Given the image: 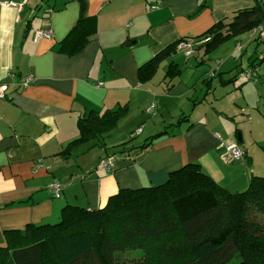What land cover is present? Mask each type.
Segmentation results:
<instances>
[{"label":"crops","instance_id":"0c3cea01","mask_svg":"<svg viewBox=\"0 0 264 264\" xmlns=\"http://www.w3.org/2000/svg\"><path fill=\"white\" fill-rule=\"evenodd\" d=\"M2 1L8 0H0V83L8 85V95L0 98V243L4 229L56 222L65 204L101 207L119 188L159 184L188 162H198L230 191L244 190L250 174L264 175V57L258 66L247 64L256 78L240 76L248 80L244 86L228 84L235 77L219 70L218 57L216 68L199 74L210 60L204 58L211 52H204V42L189 54L177 47L151 79L137 78V68L166 44L193 38L254 0H83V15L95 17L96 30L75 54L59 45L79 17L78 0ZM45 28L51 36L35 40L34 32ZM236 44L221 48L225 58L243 49ZM180 50L184 56L178 59ZM190 59L202 64L196 67ZM170 62L180 70L173 78L165 77ZM26 74L35 80L17 87ZM250 89L254 104L246 98ZM122 104L128 106L125 115L101 139L59 154L78 136L80 116ZM183 115L149 147H138ZM231 139L243 160L222 155ZM106 156L114 159L112 169L100 165ZM54 179L61 185L58 197L50 186Z\"/></svg>","mask_w":264,"mask_h":264},{"label":"trees","instance_id":"16d2710c","mask_svg":"<svg viewBox=\"0 0 264 264\" xmlns=\"http://www.w3.org/2000/svg\"><path fill=\"white\" fill-rule=\"evenodd\" d=\"M78 1L79 17L59 45L68 54L79 52L96 30L95 17L84 16V2ZM259 24H264V0L233 11L193 38L166 44L137 68L138 81L151 79L159 63L174 54L182 41L209 37L203 46L208 53ZM179 71L170 62L165 77L173 78ZM127 108L122 104L91 109L80 116L78 136L59 154L68 155L78 143L101 139ZM184 119L178 117L138 147H149L169 132L167 127ZM2 233L0 264H264V175L250 174L244 190L230 191L198 162H188L159 184L119 188L101 207L65 204L56 222H29L22 229ZM128 250H140L142 255L127 261L123 253ZM234 257L237 261H232Z\"/></svg>","mask_w":264,"mask_h":264},{"label":"rangeland","instance_id":"374dc122","mask_svg":"<svg viewBox=\"0 0 264 264\" xmlns=\"http://www.w3.org/2000/svg\"><path fill=\"white\" fill-rule=\"evenodd\" d=\"M249 39H251V41H250L251 43L248 44V49L244 53H242L244 51L245 46L247 47V42ZM236 43H241L243 46V49L236 51L232 58L231 57L225 58V56H223V54H222L223 52L221 51L223 49H221V48L225 45L228 48V46H233ZM263 49H264V44L262 42H258L256 40H254L253 37H249V32L246 31V32H244V33H242L236 37H232V38L228 39L226 42H224V44L222 46L212 50L209 54L205 55V57H204L205 59L206 58L210 59V60H206L207 61V64L205 63L206 65H200L199 66V64H202V63H193L194 59H190L189 62L196 64L195 65L196 67L199 66L200 68L197 71L199 72L200 75H204V71L206 69H208V66H210L212 68L217 67V64H219V62L216 63V58L218 57L222 60L220 65H219V70H223L225 72L224 74H226V77H230L233 75L235 77V79L233 81L229 82L228 84H230L231 86H236V85L244 86L247 84L248 80L244 81L243 78H241L240 75L237 73V71L239 70L240 67H242V69H244L243 67H245V68L249 67L250 63L258 66L259 59H261L264 56L263 55ZM182 55H183L182 50H180L177 53L176 58L179 59V57L180 56L182 57ZM240 57H242V61H241V64H238ZM178 64L180 66H183L184 65L183 60L179 61ZM247 64H248V66H247ZM159 74H161V66H160V69L158 71L157 76H159ZM206 75H207V72H206ZM208 78H210V80L212 82H216V80L214 78H211L209 75H208ZM200 84H202V86H205L203 84V81L200 82ZM216 84H214V85H216ZM215 87L218 88L216 94H217V97H219V95H218V93H219L218 84ZM237 94H239L241 96V98L243 99L242 94H240L239 92H237ZM255 94L256 93H255L254 89H250L249 92L247 93L246 98L251 100L252 104H254L255 100H256ZM221 118H223V117H221ZM223 119H225V118H223ZM136 139H138V138H134L133 140L137 141ZM141 255H142V253L140 252V250H128V251L123 253L124 258L128 259L127 261H129V259H131V258L141 257ZM237 259L238 258L234 257L232 261H237ZM229 263L230 262H226L225 264H229Z\"/></svg>","mask_w":264,"mask_h":264},{"label":"built area","instance_id":"2783aa9c","mask_svg":"<svg viewBox=\"0 0 264 264\" xmlns=\"http://www.w3.org/2000/svg\"><path fill=\"white\" fill-rule=\"evenodd\" d=\"M26 1V0H23ZM3 4H11L15 5L16 3L8 0V1H2ZM21 4H19L20 6ZM51 29L50 28H45L42 30H36L34 32V39L36 40L37 38L41 37H46L49 38L51 36ZM250 36L253 37L254 39L257 38L259 41H261L264 44V24H259L258 26L253 27L252 29L249 30ZM209 37H204L196 42H190V41H182L179 43L177 47L182 48L184 52L187 54L192 52L193 45L203 43L205 41H208ZM238 48H240L241 44L237 43L236 44ZM263 55H264V49H263ZM220 61V60H217ZM256 69L255 68H246V69H240L238 71V74L241 77H255L256 76ZM214 72H211V75H213ZM256 78V77H255ZM35 80L34 76L32 74H26L23 75L19 78L17 82V87H27L29 84H31ZM101 84V83H99ZM8 85L5 83H0V98H6L7 97V90ZM150 110V107L147 108V111ZM141 131V128L138 127L134 130V134H138ZM222 155L227 156L229 161L233 160H243L244 159V153L242 149L237 144V141L234 139H231L228 144L224 146V151ZM114 159L112 157H106L102 162L101 166L105 169H112L114 167ZM51 188L53 190L54 196L58 197L60 195L61 191V185L57 179H54L53 182L51 183Z\"/></svg>","mask_w":264,"mask_h":264}]
</instances>
